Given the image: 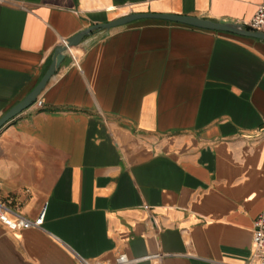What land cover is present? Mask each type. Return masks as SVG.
<instances>
[{
    "label": "crops",
    "instance_id": "obj_1",
    "mask_svg": "<svg viewBox=\"0 0 264 264\" xmlns=\"http://www.w3.org/2000/svg\"><path fill=\"white\" fill-rule=\"evenodd\" d=\"M264 0H0V117L57 46L129 14L245 23ZM0 129V264H260L264 40L141 19L68 48Z\"/></svg>",
    "mask_w": 264,
    "mask_h": 264
},
{
    "label": "water",
    "instance_id": "obj_2",
    "mask_svg": "<svg viewBox=\"0 0 264 264\" xmlns=\"http://www.w3.org/2000/svg\"><path fill=\"white\" fill-rule=\"evenodd\" d=\"M141 19H157L164 20L173 23L183 24L199 29L217 31L235 34L239 36H246L251 38H256L264 40V33L251 31L246 29L242 24L234 22H216L196 16H185L176 14H155V13H140V14H129L121 18L115 19L113 21L107 22L105 24H97L88 27L74 36L66 39L63 44L56 47L53 53L52 61L43 73L40 80L32 88V90L19 102L14 104L0 117V129L4 127L11 119L16 117L18 114L23 112L32 106L36 98L41 95L45 89L47 83L51 77L55 74V71L63 61L65 54L64 52L71 47L77 46L87 35L96 30H106L113 27L125 25L129 22L141 20Z\"/></svg>",
    "mask_w": 264,
    "mask_h": 264
},
{
    "label": "built area",
    "instance_id": "obj_3",
    "mask_svg": "<svg viewBox=\"0 0 264 264\" xmlns=\"http://www.w3.org/2000/svg\"><path fill=\"white\" fill-rule=\"evenodd\" d=\"M241 24L248 30L264 33V5L258 6L253 16L247 22ZM42 105L43 99L39 95L32 106L41 108ZM43 216L44 212L42 211L34 221L28 220L15 214L10 204L0 202V222L12 230L40 226L43 221ZM252 238L254 245L252 256L260 264H264V215L258 216L254 221ZM136 261L138 260L129 258L125 253H120L111 262H90L81 259V264H134Z\"/></svg>",
    "mask_w": 264,
    "mask_h": 264
}]
</instances>
